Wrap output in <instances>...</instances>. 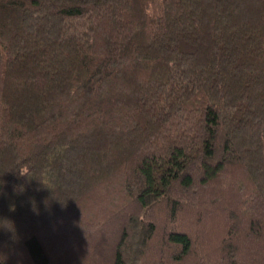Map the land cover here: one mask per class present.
Here are the masks:
<instances>
[{"label": "trees", "instance_id": "obj_1", "mask_svg": "<svg viewBox=\"0 0 264 264\" xmlns=\"http://www.w3.org/2000/svg\"><path fill=\"white\" fill-rule=\"evenodd\" d=\"M0 264H264V0H0Z\"/></svg>", "mask_w": 264, "mask_h": 264}]
</instances>
